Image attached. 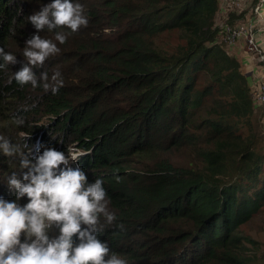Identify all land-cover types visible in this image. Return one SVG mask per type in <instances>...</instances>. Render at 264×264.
Segmentation results:
<instances>
[{
  "label": "trees",
  "instance_id": "16d2710c",
  "mask_svg": "<svg viewBox=\"0 0 264 264\" xmlns=\"http://www.w3.org/2000/svg\"><path fill=\"white\" fill-rule=\"evenodd\" d=\"M51 2L0 0V47L18 61L0 69V135L23 143L30 134L32 160L47 147L86 153L80 167L89 183L103 180L126 229L108 227L99 239L126 264H246L241 227L264 208L263 129L251 86L220 41L218 0H72L88 26L58 29L69 33L62 45L58 30L39 33L60 48L33 69L49 79L60 71L56 95L12 78L37 33L27 17ZM228 15L225 24L243 21ZM17 163L0 151L8 201Z\"/></svg>",
  "mask_w": 264,
  "mask_h": 264
},
{
  "label": "clouds",
  "instance_id": "9594fccd",
  "mask_svg": "<svg viewBox=\"0 0 264 264\" xmlns=\"http://www.w3.org/2000/svg\"><path fill=\"white\" fill-rule=\"evenodd\" d=\"M27 19L37 33L26 39L25 62L12 78L20 86L42 87L56 95L63 86L60 71L56 70L49 79L47 71L37 74L33 69L43 68L46 60L59 54L56 42L64 44L69 33L58 29L76 33L88 26V16L79 3L52 0ZM45 29L58 30L54 36L56 42L41 37L39 33ZM257 46L261 49L258 42ZM0 58L3 60L0 69L18 62L3 47ZM259 83L264 84L254 83L251 89ZM259 109L264 120V110L256 108ZM15 123L23 126L25 120L16 117ZM26 139H30V134H25L23 143H13L0 135V151L6 157H17L19 164V170L12 172L7 180L9 191L15 190V199L8 201L0 197V264H126L111 252L107 241L99 239L108 227L115 226L122 233L126 229L123 224H115L116 216L109 211L110 200L103 180L89 183L80 167L78 160L86 153L73 150L65 154L47 147L42 154L37 149L32 160L29 159L32 149ZM25 197L28 202L21 206L18 201ZM54 226H58V234L50 237L48 233Z\"/></svg>",
  "mask_w": 264,
  "mask_h": 264
},
{
  "label": "built area",
  "instance_id": "2783aa9c",
  "mask_svg": "<svg viewBox=\"0 0 264 264\" xmlns=\"http://www.w3.org/2000/svg\"><path fill=\"white\" fill-rule=\"evenodd\" d=\"M244 1L249 0H218L217 19H225L229 12L239 10ZM220 41L227 48L242 41L248 53L257 54L258 60L264 62V54L257 46V35L264 34V0H256L251 11L249 22L230 26L221 21ZM251 98L256 108L264 110V84H255L251 89Z\"/></svg>",
  "mask_w": 264,
  "mask_h": 264
},
{
  "label": "crops",
  "instance_id": "0c3cea01",
  "mask_svg": "<svg viewBox=\"0 0 264 264\" xmlns=\"http://www.w3.org/2000/svg\"><path fill=\"white\" fill-rule=\"evenodd\" d=\"M251 8L252 7L250 2L244 1L243 5L239 10L229 12L227 19H229L231 15L239 19V15L241 14L242 15L241 19L243 18V21L241 20L240 22H236V23L238 24H240L241 22L247 23L251 19L250 17L252 11ZM257 42L260 44L264 54V36L261 37L259 35L257 38ZM227 50H229L231 57L235 58L238 61L240 65V72L247 79L249 86L258 82L264 83V64L259 63L257 54H252V53L248 54L245 51V46L242 41L236 42L233 47L228 48ZM255 112H258V110H255ZM261 122L264 125L263 118H261Z\"/></svg>",
  "mask_w": 264,
  "mask_h": 264
},
{
  "label": "rangeland",
  "instance_id": "374dc122",
  "mask_svg": "<svg viewBox=\"0 0 264 264\" xmlns=\"http://www.w3.org/2000/svg\"><path fill=\"white\" fill-rule=\"evenodd\" d=\"M216 23L221 24V19H216ZM260 112H262L260 109L256 112V116L253 118L254 121H257L259 117L262 118ZM46 123L47 122L43 120L40 124L45 125ZM259 126L263 129L261 133L264 140V125L261 121ZM15 166L17 170H19V164L17 163ZM241 234L246 238L242 249V253L246 257V264H264V208L257 215L253 216L249 223L241 227ZM247 240L252 243H248Z\"/></svg>",
  "mask_w": 264,
  "mask_h": 264
}]
</instances>
